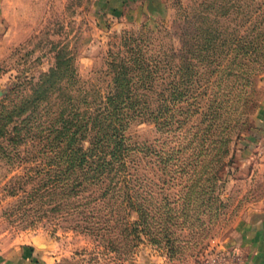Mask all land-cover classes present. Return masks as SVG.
Instances as JSON below:
<instances>
[{
    "label": "trees",
    "instance_id": "1",
    "mask_svg": "<svg viewBox=\"0 0 264 264\" xmlns=\"http://www.w3.org/2000/svg\"><path fill=\"white\" fill-rule=\"evenodd\" d=\"M183 15L194 27L193 16ZM201 18L206 26L197 27L196 34L184 28V44L178 47L167 27L116 33L107 51L103 88L78 74L70 52L60 53L35 79L13 85L0 101V137L15 144L19 161L29 155L35 161L31 171L18 174L20 221L33 225L62 219L69 229L107 241L115 233L130 240L148 234L155 243L163 236L171 250L178 198L169 191L148 200L145 193L171 189L178 174L185 176L188 201L181 212L186 218L183 209L200 180L212 185L221 180L217 171L226 163L229 142L251 127L246 120L261 101L254 92L260 90L257 77L264 64H244L241 108L222 116V103L230 95L227 75L233 73L222 60L236 46L230 47L231 32L218 20H208L206 12ZM262 39L264 33L258 41L245 39L241 54L257 50L264 56ZM215 71L222 93L210 91ZM145 122L154 126L152 140L129 131ZM157 170L168 178L158 182Z\"/></svg>",
    "mask_w": 264,
    "mask_h": 264
},
{
    "label": "rangeland",
    "instance_id": "2",
    "mask_svg": "<svg viewBox=\"0 0 264 264\" xmlns=\"http://www.w3.org/2000/svg\"><path fill=\"white\" fill-rule=\"evenodd\" d=\"M202 12H206L208 20L216 19L225 26L226 32H231L230 47L236 46V52L222 60L233 73L227 75L230 95L221 111L222 116L232 114L241 108L239 96H244V87L240 88L244 64H264L259 51L242 55L239 48L245 39L258 41L264 33V0H2L0 101L17 81L35 79L47 71L60 53L70 52L78 74L83 79L98 80L103 88L107 51L116 33L167 27L178 47L184 44V28L196 34L200 33L198 28L206 26ZM186 13L193 16L194 27L184 19ZM211 27L215 28L214 23ZM260 44L264 45V39ZM219 75L211 73V83L215 84H211L210 91L223 92L222 82L216 87ZM257 85L260 90L254 96L261 101L246 120L251 127L229 142L226 163L217 171L221 180L214 185L200 180L196 193L187 202L188 208L183 209L186 218L181 212L188 199L187 189L182 188L185 176L178 174V183L171 189L145 193L148 200H159L170 192L178 198L171 250L163 236L160 243H155L148 234L130 240L127 234L115 233L107 241L69 229L62 219L51 218L33 225L20 221L16 211L18 174L31 171L35 161L31 155L19 161L15 144L0 137V264H12V260L15 264H255L256 251H261L258 247L264 242L260 234L264 219V125L256 121L264 101V70L257 77ZM129 131L140 140L155 136L149 122L133 124ZM152 172L147 169L151 177ZM157 172L158 182L168 178L162 170ZM149 202L147 206L153 214L155 207ZM161 204L160 209H165L164 201ZM135 218L131 211L130 220ZM135 226L131 223V227ZM149 226L151 231L153 227Z\"/></svg>",
    "mask_w": 264,
    "mask_h": 264
},
{
    "label": "crops",
    "instance_id": "3",
    "mask_svg": "<svg viewBox=\"0 0 264 264\" xmlns=\"http://www.w3.org/2000/svg\"><path fill=\"white\" fill-rule=\"evenodd\" d=\"M2 0H0V3H1ZM256 121L259 125H264V101L263 103L260 105L258 111H257V117H256ZM262 229H261V235L264 236V219L262 220ZM263 231V232H262ZM264 241V240H263ZM263 246H260L258 247L261 248V251H256V256L258 257L255 264H264V242L262 244ZM14 259L13 257H10V259ZM12 264H15L14 263V260L11 261ZM4 264V263H3Z\"/></svg>",
    "mask_w": 264,
    "mask_h": 264
}]
</instances>
